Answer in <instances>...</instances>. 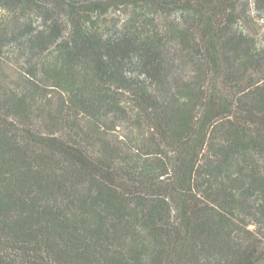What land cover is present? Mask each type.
Instances as JSON below:
<instances>
[{"label":"trees","instance_id":"16d2710c","mask_svg":"<svg viewBox=\"0 0 264 264\" xmlns=\"http://www.w3.org/2000/svg\"><path fill=\"white\" fill-rule=\"evenodd\" d=\"M250 11L0 0V264H264Z\"/></svg>","mask_w":264,"mask_h":264},{"label":"rangeland","instance_id":"374dc122","mask_svg":"<svg viewBox=\"0 0 264 264\" xmlns=\"http://www.w3.org/2000/svg\"><path fill=\"white\" fill-rule=\"evenodd\" d=\"M6 11H8V9ZM1 13L4 14L5 12L1 11ZM249 13L250 16L247 18V23L245 22L247 29L250 31V33L257 34V36L259 37V41H262L264 43V18L258 16L257 13L254 14L252 11H250ZM3 14L1 18L10 15V19L12 20L13 13L8 15Z\"/></svg>","mask_w":264,"mask_h":264}]
</instances>
